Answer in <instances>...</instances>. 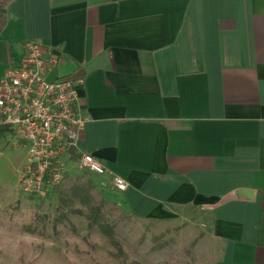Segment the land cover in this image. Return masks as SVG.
<instances>
[{
    "label": "crops",
    "instance_id": "1",
    "mask_svg": "<svg viewBox=\"0 0 264 264\" xmlns=\"http://www.w3.org/2000/svg\"><path fill=\"white\" fill-rule=\"evenodd\" d=\"M0 79L36 42L82 79L73 157L127 184L140 220L178 222L197 264H264V0H12Z\"/></svg>",
    "mask_w": 264,
    "mask_h": 264
},
{
    "label": "rangeland",
    "instance_id": "2",
    "mask_svg": "<svg viewBox=\"0 0 264 264\" xmlns=\"http://www.w3.org/2000/svg\"><path fill=\"white\" fill-rule=\"evenodd\" d=\"M64 161L57 185L27 195L26 153L0 140V264H197L180 220L132 217L108 180Z\"/></svg>",
    "mask_w": 264,
    "mask_h": 264
},
{
    "label": "built area",
    "instance_id": "3",
    "mask_svg": "<svg viewBox=\"0 0 264 264\" xmlns=\"http://www.w3.org/2000/svg\"><path fill=\"white\" fill-rule=\"evenodd\" d=\"M58 60L57 56H47L39 43L29 41L21 64L6 69L0 79V140L6 138L23 147L26 163L20 174V190L37 197L62 180L63 162L73 157L90 121L78 92L83 80L49 78ZM74 164L78 170L100 177L107 173L90 154H81ZM108 181L116 191L127 189L120 177L112 176Z\"/></svg>",
    "mask_w": 264,
    "mask_h": 264
},
{
    "label": "trees",
    "instance_id": "4",
    "mask_svg": "<svg viewBox=\"0 0 264 264\" xmlns=\"http://www.w3.org/2000/svg\"><path fill=\"white\" fill-rule=\"evenodd\" d=\"M10 1L12 0H3L2 3H0V33L2 32L6 24L3 9ZM2 133H3V130H0V137L2 136ZM92 220L95 222L98 220V217L94 216L92 217Z\"/></svg>",
    "mask_w": 264,
    "mask_h": 264
}]
</instances>
